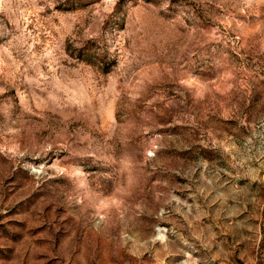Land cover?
I'll list each match as a JSON object with an SVG mask.
<instances>
[{
  "label": "rangeland",
  "instance_id": "rangeland-1",
  "mask_svg": "<svg viewBox=\"0 0 264 264\" xmlns=\"http://www.w3.org/2000/svg\"><path fill=\"white\" fill-rule=\"evenodd\" d=\"M0 264H264V0H0Z\"/></svg>",
  "mask_w": 264,
  "mask_h": 264
}]
</instances>
